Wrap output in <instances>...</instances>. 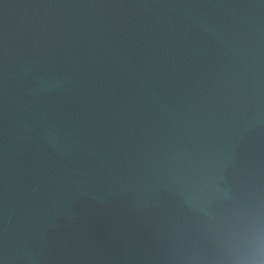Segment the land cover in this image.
<instances>
[{
	"label": "water",
	"instance_id": "95a60500",
	"mask_svg": "<svg viewBox=\"0 0 264 264\" xmlns=\"http://www.w3.org/2000/svg\"><path fill=\"white\" fill-rule=\"evenodd\" d=\"M0 264H264V0H0Z\"/></svg>",
	"mask_w": 264,
	"mask_h": 264
}]
</instances>
